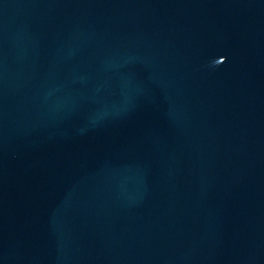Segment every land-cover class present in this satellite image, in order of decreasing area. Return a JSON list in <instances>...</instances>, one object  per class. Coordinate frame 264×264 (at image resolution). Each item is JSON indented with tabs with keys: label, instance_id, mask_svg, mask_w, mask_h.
<instances>
[{
	"label": "water",
	"instance_id": "95a60500",
	"mask_svg": "<svg viewBox=\"0 0 264 264\" xmlns=\"http://www.w3.org/2000/svg\"><path fill=\"white\" fill-rule=\"evenodd\" d=\"M0 264H264V0H0Z\"/></svg>",
	"mask_w": 264,
	"mask_h": 264
}]
</instances>
